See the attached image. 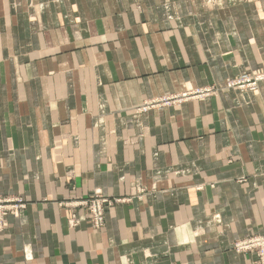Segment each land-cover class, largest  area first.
<instances>
[{"label":"crops","instance_id":"1","mask_svg":"<svg viewBox=\"0 0 264 264\" xmlns=\"http://www.w3.org/2000/svg\"><path fill=\"white\" fill-rule=\"evenodd\" d=\"M263 69L264 0H0V264H253L264 80L134 108ZM92 190L132 198L69 227Z\"/></svg>","mask_w":264,"mask_h":264},{"label":"built area","instance_id":"2","mask_svg":"<svg viewBox=\"0 0 264 264\" xmlns=\"http://www.w3.org/2000/svg\"><path fill=\"white\" fill-rule=\"evenodd\" d=\"M264 80V69L258 71H248L238 74L232 78L226 79L223 84L214 85L208 84L203 87H195L176 93H166L161 96L147 97L141 103L136 105L134 111L137 113L147 112V110L161 109L164 106L176 105L181 102H186L196 99H205L206 97L216 95L220 90H249L256 88L260 82ZM95 197L91 204L92 220L95 225L103 224V213L105 202L111 205V201ZM86 204V201H80ZM24 209V202L21 198L0 197V230L3 229L4 215L7 212L17 218ZM236 251H255L257 259L253 264H263L264 256V235L253 234L234 243Z\"/></svg>","mask_w":264,"mask_h":264},{"label":"rangeland","instance_id":"3","mask_svg":"<svg viewBox=\"0 0 264 264\" xmlns=\"http://www.w3.org/2000/svg\"><path fill=\"white\" fill-rule=\"evenodd\" d=\"M200 87H203V86H200ZM190 88H195V87H190ZM176 92L177 91H175V92H165V93H161V95L162 94H166V93H176ZM161 95H159V96H161ZM153 97H156V96H153ZM196 100H200V99H196ZM201 187L202 186H197L196 188L201 189ZM92 191L93 192H91L89 195L80 196V197H76V198L70 197L69 199H62L61 201H57L56 202V206L57 207H59V208L63 207V208H66V209L69 210V214L66 217L67 218L66 221L68 222L69 227H76V225L79 224L80 219L88 221L90 223V226H93L94 228H102L103 227V225L105 223L104 218H103V224L101 226L95 225L93 220H92L91 204L94 201L95 197H101L100 199H105L106 198L107 200L111 201V205H108L105 202V204H104L105 209H104L103 217H105L107 209H109L113 205L120 204L121 202H128L132 198L131 196L112 197V196H108V195H103L100 190H92ZM135 196L139 197V198L142 197L143 196V191H139L138 193L135 194ZM0 197H8V198H16V199L17 198H21L23 200V202H24V209L21 212V214L25 211L26 206H27V201L22 195H19V194H17V195H3L2 194V195H0ZM80 201H86V204L80 203ZM80 209L84 213L83 214V218H81V216L76 213V211H78ZM253 234H259V233H253ZM244 238H246V237H244ZM244 238H241V239H244ZM241 239H239V240H241Z\"/></svg>","mask_w":264,"mask_h":264},{"label":"bare ground","instance_id":"4","mask_svg":"<svg viewBox=\"0 0 264 264\" xmlns=\"http://www.w3.org/2000/svg\"><path fill=\"white\" fill-rule=\"evenodd\" d=\"M20 218H21V216H20ZM104 218V217H103Z\"/></svg>","mask_w":264,"mask_h":264}]
</instances>
